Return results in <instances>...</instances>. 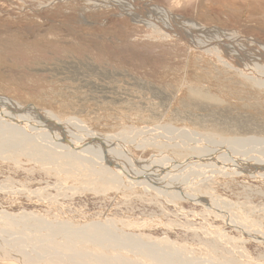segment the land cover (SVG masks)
I'll return each mask as SVG.
<instances>
[{
	"label": "rangeland",
	"instance_id": "rangeland-1",
	"mask_svg": "<svg viewBox=\"0 0 264 264\" xmlns=\"http://www.w3.org/2000/svg\"><path fill=\"white\" fill-rule=\"evenodd\" d=\"M103 1L0 0V111L4 116L17 117L13 122L15 128L20 123L26 124L21 117L29 113L50 114L56 116L60 125L75 126L69 128L75 130L73 135L66 136L63 126L56 132L62 134L52 136L69 151L73 143L80 147L90 144L100 153L101 145L112 148L125 142L123 154L130 158L120 156L116 160L106 155L111 165L119 166L123 172L138 170L132 168V161L142 168L139 173L150 171L165 180L170 179V167L182 169L175 172L172 180H178L176 184L187 191L163 195L160 186L157 193L138 185L141 184L138 180H135L138 184L129 178L116 180L115 172L111 174L90 154L81 155L79 168L66 171L67 165L53 163L57 149H44L49 153L45 155L42 146L23 149L21 145L26 143L21 138L5 136V144L0 146L2 155L9 146L22 151H10L7 157L0 154V216L7 215L11 220L8 227L17 239L16 244L25 239V233L31 237L25 242L27 246L32 240L36 243L41 238L57 237L48 231L60 233L57 226L60 223L62 229L76 232L64 233L66 238L59 236V243L63 241L65 246L70 244L87 252L98 251L97 255L101 256L120 253L124 264H147L151 256H159L128 244L125 250L118 240L106 244L114 239V233L138 237L168 252L177 250L188 260H214L208 264H264V242L257 239L261 233L232 227L231 222L218 216L219 211H210L213 208L210 202L192 195L203 193L211 200H228L233 205L229 213L235 223L254 222L257 226H253L264 231L259 228H264V152L249 156L235 145L222 150L210 138L192 137L191 146L183 142L177 148L198 150V155L202 153L201 161L214 164L202 171L203 175L196 176L191 170L195 171L204 162L196 163L199 158H194L193 152L158 147L157 143L165 141L158 137L139 135L137 141L129 136L140 130L189 129L220 140L239 138L251 144L246 154L256 153L263 148L258 150L259 141L249 140L255 135L264 137V89L258 91L251 84L253 87L242 90L231 81L233 74L228 75L233 70L231 65H224L216 56L200 50L191 52L188 41L180 39L181 36L165 39L149 29L146 21L139 23L131 14ZM142 2L159 5L176 16L180 22L175 20V23L183 28V34L191 35L187 25L192 23L220 35L237 33L245 40L264 42L261 17L264 0ZM258 8L261 12L253 11ZM218 56L227 58L224 54ZM232 64L237 68V63ZM83 127L103 137L102 141L89 143L93 136L87 135ZM37 135L39 141L48 145V140ZM151 140L156 141L152 146H138ZM203 143L202 152L196 146ZM261 145L264 147V143ZM246 156L253 158L254 166L247 173L230 172L227 166H245L239 158ZM124 157L126 164L121 162ZM57 164L60 166L56 167ZM89 171H98L99 176L96 178ZM186 172L189 175L182 176ZM39 219L43 220L45 229L34 225L40 224ZM0 220L4 223V216ZM83 227L94 228L97 236L102 228L112 230L102 229L109 237L105 242L99 240L102 245L92 247L77 236ZM52 242L39 244L37 248H51L57 243ZM46 258L50 257L41 256L38 260L42 263H36L45 264ZM0 264L22 263L16 257L0 255Z\"/></svg>",
	"mask_w": 264,
	"mask_h": 264
},
{
	"label": "bare ground",
	"instance_id": "bare-ground-1",
	"mask_svg": "<svg viewBox=\"0 0 264 264\" xmlns=\"http://www.w3.org/2000/svg\"><path fill=\"white\" fill-rule=\"evenodd\" d=\"M117 1H119V2H117ZM103 2L117 6L121 10V12H127V14H131L132 17H134V19L138 22L139 21H142V22L146 21L147 27H149V29L152 28L153 31H155L156 33H158L160 36L164 37L165 39H170L171 37H175V36H181L180 39L182 38V39L188 41V43H189L188 45H190V51L191 52H193V51L195 52L196 50H198V51L200 50L199 51L200 53L202 51V52H205L206 55L208 54V56H213V57L216 56L219 60H221L224 63V65H226V64L229 66L231 65L233 70H232V73L230 72V74H228V75H231V74L234 75L235 72H236L235 74L240 75L241 78H239L235 75L234 76L232 75L231 81L234 82L237 86H239V88H241L242 90H244V88H250V86L253 87L251 84H253L254 85L253 88L254 89L257 88L258 91H261L264 89V42L263 43L251 42V38L248 39L249 41L247 39L245 40L243 38H240L238 35H236L237 33L236 34L229 33V34H231L230 36H229V34L220 35L217 32L214 33L213 30L204 29L203 27L202 28L198 27L197 25L192 24V23L190 26L187 25V27L189 28L187 30L191 34V35H187L186 32L183 34V32H182L183 28H181L182 29V31H181L179 26L176 24L177 22L175 23V20L179 21L178 19H176V16L172 15L165 8H163L159 5L154 4L153 6H149L148 3L142 2V0H104ZM259 8H258V10H253V11L258 12V11H260ZM261 10L263 11V9H261ZM250 11H248V12L250 13ZM160 14L164 15V16H159ZM261 15L262 14H259V16H261ZM261 17L264 18V15ZM254 21L256 22V20H254ZM174 24H175V26H174ZM261 24H263V23H261ZM183 26H185V25L183 24ZM178 28L180 29L181 32L178 30ZM176 31H178V32H176ZM172 32L174 34H172ZM177 39H179V38H177ZM219 54H224L225 56H227V58L224 59L222 57H219L218 56ZM203 60H205V59H203ZM232 63H237L238 64L237 68H235ZM220 64H221V62H220ZM228 77H230V76H228ZM248 90H249V92L253 91V90L250 91V89H248ZM180 91H182V89H180ZM256 94H258V93H256ZM262 94H264V93H262ZM256 99H259V98H256ZM4 114L5 113H2L0 111V121H6V123L0 124L1 125L0 131H2L0 133V146L5 144V142L3 143V141L5 140V138H4L5 136H10V137L14 136L15 138H19V139L21 138L22 143H26L25 146L21 145V148H23V149L24 148L31 149L33 145L34 146L39 145V146H42V148L41 147H38V148H41V151L44 152L45 155H48L49 154L48 151H46L44 149L50 150L51 148H55V149H57L56 150L57 152H55L56 154H53L52 160L55 161L53 163L57 162L61 166L65 165V167L67 165L68 167L65 168L66 171L75 168V166H78V168H79V165L80 166L82 165L81 155L82 154L83 155L90 154V155L94 156L92 158L96 162L99 161L101 165H105L107 167V169L111 171V174L115 172V179L116 180H118L119 177L123 181L126 180V178L127 179L129 178L130 181H132V182L134 181V183H136V184H138V183L135 180H138L141 182V184H138V185L142 186L143 188H145L147 190H150V191L153 190L156 192H157L156 189H158L160 186L161 188H160L159 192L163 195H165V194L179 195V194H182L183 192L187 191V189H184V187H180L178 184H176V182H178V180H176V179L172 180L174 178V176H176L175 172L178 173V172L184 171L182 169L174 168V167H170V168L168 167L170 169L169 170V172H170L169 178L170 179L166 178V180H165V178H162V177L157 178V176H154L153 173L150 171L139 173L140 171H138V170H142V168H138L137 165H135V163L132 161H131L132 168H135L138 170L133 171V170L129 169L130 171L124 170V172H123L122 169L120 170L119 166L117 168V166H114L115 164L112 163V165H111L108 162V159H105L106 155L114 156V159H116V160L121 158L120 156H125L126 158L128 157L125 154H123V150L125 149L123 144L125 142H123V144L119 145V146L114 145V147H112V148H108V147L101 145V148L99 151L100 153H98V152L96 153L95 152L96 150L90 144L87 146L80 147L79 145L73 143V146H72L73 149L69 151L67 148H65V146L62 142H60V143L55 142L56 138L52 137V136L58 130L61 131V128L63 126H64L63 127L64 133H67L66 136H68V134L73 135V134H75V130L69 129V128H74L75 126L70 125V124L69 125L61 124L62 125L61 126L58 122H56V119H57V118L55 119L56 116L54 117L53 115H50V114L49 115L48 114L35 115V113H34L33 115H31L32 113H29L28 115H24L21 117L26 124L20 123L22 125H19L15 128L13 122H14L15 118H17V117L15 116V118H13L11 116H4ZM2 126H4V127H2ZM83 129H85L84 132H86L87 135L93 136V140H91L93 142L89 141V143H91L92 145H93V143L96 144V142L102 141L103 137H100L99 135H97V133L95 134V132L90 131L91 129L89 130V129L84 128V127H83ZM134 130H136V129H134ZM167 130L168 131H162V130H158V129L148 130V131L147 130H142V131L140 130V131H138V133L129 134V136L134 137L133 139L137 140V141H140L138 139L139 135H141V136L143 135L144 138L158 137L159 139H162V140L164 139L165 141L157 143V145L159 144L158 147L168 146L167 147L168 149L169 148L172 150L175 149V150H173L174 152H176L177 150H181V151L189 150L190 152L194 153V158H196V157L199 158L198 160L195 161L196 163H203L204 162V161H201L202 153H201V155H198V153H199L198 150L194 149V151H193L192 148H188V149L187 148H180V149L177 148V146L183 145L184 144L183 142H188L187 146L188 145L191 146L190 144L193 140L192 137H196V138H203L204 137L206 139L210 138L209 140L216 141L217 144H214V145L222 148V150L227 149L226 148L227 146H234L235 145L238 147V148H236L238 151H240L241 153H244L245 155H249V156L250 155L257 156V155H260L261 152H264V147L261 145V143H264V139H263L264 137H262V136H256L255 135V137H250L249 141H252L251 143H255V142L259 141L258 150H259V148H263V149L259 150L256 153L250 152V154H246V153H248L249 148L251 149V144L250 143L247 144L248 142L241 141L239 138L238 139L234 138V139H221L220 140V139H216V137H213L210 134H206L204 132L202 134L201 133L198 134L196 132L190 131L189 129L186 131V130H181V129H173V128L169 129V128H167ZM136 132H137V130H136ZM37 134H40L41 138L48 140V145H50V144L51 145L48 146L47 143H45L43 141H39L40 139L38 138ZM59 134H62V133H58V134L56 133L55 135H59ZM33 136H37V137H33ZM219 136H220V134H219ZM52 140H54V141H52ZM7 141H8V143H11V141H9L8 139H7ZM155 142L156 141L151 140L150 142H148L146 144H142V145L138 144V146H140V147L143 146L146 148V146L148 147V146H152V144L154 145ZM225 142H228V143H226V145H222ZM68 143H69V141H68ZM82 143H84V142H82ZM56 144H59V145H56ZM205 144L208 145V142ZM196 147L201 149L202 152L205 148L204 143L199 144ZM59 148L63 149V151H58ZM81 148H83V149H81ZM14 150L17 153L22 152L21 150H16V147H14V146L13 147L9 146L8 151L3 152V155L1 153L0 154L2 155V157H7L6 155H9V152L10 151L13 152ZM62 153H64V156L67 157L66 160L64 159L65 157L62 158L60 156V155H63ZM244 154H240V155H244ZM219 156H221V155L220 154L217 155V158H219ZM125 157H124V161L121 160V162L122 163L124 162V164H126L125 163V161H126ZM222 157H227V156H222ZM222 157H220V158H222ZM41 158H42L41 160L51 162V160H49L46 157H41ZM128 158H130V157H128ZM239 160L241 162H245L244 163L245 166H242V165L240 166L239 164L235 165V166H227V168L230 170V172H234V173L235 172H246L247 173L250 170V168H252L254 166V163H255L253 158H251V157L249 158L247 156L246 157H240ZM219 161H221V160H219ZM60 165L57 164L56 167H59ZM213 166H214V164H212V163L204 162L202 165L196 166L199 168L194 169L195 171L191 170V172L196 176H201V175H203V173H201L202 171H204L206 169H210ZM124 167L125 166L123 165V168ZM88 173L95 174L96 178L99 176L98 171L97 172L96 171H89ZM188 175H189V173L186 172L182 176H188ZM199 179L200 178H197L195 180H199ZM159 180L161 182L158 184L157 181H159ZM192 191H195V190H192ZM192 191H190V193H192ZM202 194L203 193L199 194V193L194 192L192 195H193V198H194V196L198 197V198L202 199L203 202H205V199H206V202H210V204L213 206V208L210 209V211H213V209H216L217 211H219L220 214H218V216H220V217L222 216L225 220H227V222H231L229 224L232 227H236V229L238 228L242 232L248 231V232L252 233V231H253V232L258 233V234L261 233V234H259V236H257V239L259 241L264 242V231H262L260 229L258 230L255 226H253V225H256L254 222H252L251 225L241 223V222L235 223V221H234L235 218H232V216H230V213H229V208H231L233 205H231L228 202V200L227 201L226 200L221 201V200H219V198H217V199L213 198L214 200H211L208 198L207 195L204 196ZM216 210L214 212L215 214H217ZM1 216H4L5 222L3 223V221L0 220V249L6 251L7 253L5 254L4 251L0 250V255L5 256V258H8V256L16 257L19 259L20 263H22V264L23 263L31 264L32 262H35L34 264L42 263L40 260H38L41 256L50 257V258L45 259V261H46L45 264H90L89 262H92V264H124L120 253H115V255H113L112 257H109L110 255L107 256L106 254H102L103 256H101V255H97L98 253H96V252H98V251L87 252L85 250L83 251L80 247H76V246H73L70 244L65 246V242H63V241H61L59 243V236L65 237L64 233L76 232V231H71L70 228H63L62 229L60 223L57 224V226H59L61 228L60 233H56L53 230V228H50L53 231H48V234H50V235L55 234V235H57V237L52 236L53 238H51V237H46L44 239L41 238L40 240L39 239L36 240L37 241V242L35 241L36 243H34V241L32 240L30 243H28V245H30V246H27L25 244V242L31 237L29 235H27V233H25V234H23V235H25L24 236L25 239L19 240L20 244H16L17 239H15L13 237L14 235L11 233L12 232L11 228H9L11 226V223H12L11 220L6 218L7 215L6 216L1 215ZM39 223L41 225L38 223H35L34 225L37 226L38 229H45L43 227V224H44L43 220L39 219ZM8 225H10V226L8 227ZM259 228L264 229L263 227H259ZM102 229L106 232L112 230L111 228L110 229L102 228ZM101 230L98 232L99 234L97 236L96 234H94V233H97V230H94V228H93V230H91V229L87 230L85 227H83L80 231H77V234H78L77 236L80 239L87 241L86 244H92V247L93 246H99V245H102V243H100V241H99L100 239L102 240V242H105L107 240V238L109 237L106 234V232H103ZM95 235H96V237H94ZM114 235L115 236L112 235L114 237V239L109 240L106 244L110 243L111 241L118 240L120 246L125 250H126L125 244H128V245H131L132 247H137L138 249L142 248L144 251L145 250H148L149 252L151 251L152 254H156L159 256V258H157V257L150 255L151 256L149 258L150 262L149 263L147 262V264H194V263L206 264V262L208 264V262L214 261V260H210V259L206 260L203 258H194L193 260L192 259L188 260V259L181 257L180 253H178L177 250L175 252H172V251L168 252V251L163 250L159 246H158L159 248H156L151 242H147L146 240L145 241L141 240L138 237L135 238L134 236H131V235L130 236L128 235V237H124V236H120L118 233H114ZM48 241H53L52 243H54V241L57 242V243L52 244L51 248H53V249H51L48 246H47L48 248L46 246H44L43 248H40V249L37 248V246L39 244L48 243ZM11 244H13V246ZM140 246H142V247H140ZM45 247L47 249H44ZM65 247H67L69 249H65ZM32 254L34 256H32ZM94 258L96 259V261ZM157 259H159V260H157ZM36 262H38V263H36ZM190 262H192V263H190ZM131 264H136V262H131Z\"/></svg>",
	"mask_w": 264,
	"mask_h": 264
}]
</instances>
